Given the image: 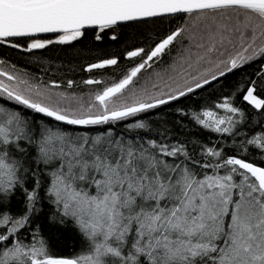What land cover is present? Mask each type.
<instances>
[{"label":"snow or ice","instance_id":"snow-or-ice-1","mask_svg":"<svg viewBox=\"0 0 264 264\" xmlns=\"http://www.w3.org/2000/svg\"><path fill=\"white\" fill-rule=\"evenodd\" d=\"M0 264H264V0H0Z\"/></svg>","mask_w":264,"mask_h":264}]
</instances>
